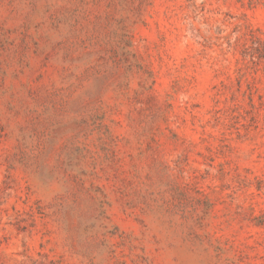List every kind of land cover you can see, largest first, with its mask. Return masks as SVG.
<instances>
[{"label": "rangeland", "instance_id": "1", "mask_svg": "<svg viewBox=\"0 0 264 264\" xmlns=\"http://www.w3.org/2000/svg\"><path fill=\"white\" fill-rule=\"evenodd\" d=\"M0 264H264V0H0Z\"/></svg>", "mask_w": 264, "mask_h": 264}]
</instances>
